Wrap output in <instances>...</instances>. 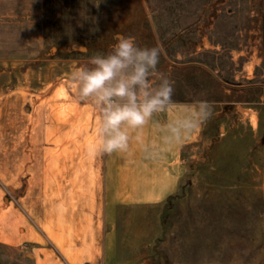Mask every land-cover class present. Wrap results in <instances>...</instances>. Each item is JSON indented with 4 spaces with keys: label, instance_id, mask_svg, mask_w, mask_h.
I'll list each match as a JSON object with an SVG mask.
<instances>
[{
    "label": "rangeland",
    "instance_id": "rangeland-1",
    "mask_svg": "<svg viewBox=\"0 0 264 264\" xmlns=\"http://www.w3.org/2000/svg\"><path fill=\"white\" fill-rule=\"evenodd\" d=\"M117 34L134 36L140 47H162L157 72L173 84V103L211 106L201 135L187 137L184 161L175 165L185 170L176 200L197 184L253 188L264 197V0H0V99L37 109L41 130L54 121L56 153L63 151L64 120L73 123L77 142L79 122L87 125L89 146L99 129L96 106L80 100L69 78L93 55L110 51ZM222 123L227 155H207ZM53 156L63 167V155L18 161L27 203L34 167L36 183H47L42 175ZM40 199L46 217V191ZM25 253L0 245V264H33Z\"/></svg>",
    "mask_w": 264,
    "mask_h": 264
},
{
    "label": "crops",
    "instance_id": "crops-1",
    "mask_svg": "<svg viewBox=\"0 0 264 264\" xmlns=\"http://www.w3.org/2000/svg\"><path fill=\"white\" fill-rule=\"evenodd\" d=\"M193 109L173 103L143 129L130 131L127 152L90 162L82 131L87 125L79 122L77 142L73 123L64 120L63 151L56 153L54 121L41 130L37 109L0 99V245L30 252L33 264H264V197L256 189L197 184L176 200L185 170L175 165L184 161L188 140L166 143V137L169 125ZM96 113L99 128L97 107ZM219 131L207 155H227L226 123ZM95 136L94 143L98 130ZM23 155L64 160L57 167L56 157H49L42 175L47 183H36L40 167H34L31 204L18 163ZM42 191L46 217L38 210Z\"/></svg>",
    "mask_w": 264,
    "mask_h": 264
},
{
    "label": "clouds",
    "instance_id": "clouds-1",
    "mask_svg": "<svg viewBox=\"0 0 264 264\" xmlns=\"http://www.w3.org/2000/svg\"><path fill=\"white\" fill-rule=\"evenodd\" d=\"M114 39L110 51L93 55L89 67L76 69L69 78L80 100L100 109L99 138L87 149L91 156L127 152L130 131L143 129L173 104L174 86L157 72L162 49L140 47L130 35L117 34ZM211 116V106L200 102L198 110L169 125L166 143L198 132Z\"/></svg>",
    "mask_w": 264,
    "mask_h": 264
},
{
    "label": "trees",
    "instance_id": "trees-1",
    "mask_svg": "<svg viewBox=\"0 0 264 264\" xmlns=\"http://www.w3.org/2000/svg\"><path fill=\"white\" fill-rule=\"evenodd\" d=\"M158 25V24H157ZM158 28H159V25H158ZM160 29V28H159ZM160 31V30H159Z\"/></svg>",
    "mask_w": 264,
    "mask_h": 264
},
{
    "label": "water",
    "instance_id": "water-1",
    "mask_svg": "<svg viewBox=\"0 0 264 264\" xmlns=\"http://www.w3.org/2000/svg\"><path fill=\"white\" fill-rule=\"evenodd\" d=\"M162 49V47H160ZM163 51V50H162Z\"/></svg>",
    "mask_w": 264,
    "mask_h": 264
}]
</instances>
